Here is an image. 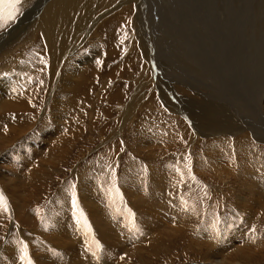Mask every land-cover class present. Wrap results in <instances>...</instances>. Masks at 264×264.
Instances as JSON below:
<instances>
[{
	"label": "rangeland",
	"instance_id": "374dc122",
	"mask_svg": "<svg viewBox=\"0 0 264 264\" xmlns=\"http://www.w3.org/2000/svg\"><path fill=\"white\" fill-rule=\"evenodd\" d=\"M72 1L22 0L0 27V79L16 76L21 87L16 108L0 111V135L14 132L0 140L8 205L0 259L24 264L26 244L33 264L40 253L61 264L88 250L82 264H103L84 211L90 196L103 225L119 233L121 246L111 242L119 263L264 264V0H79L54 17V43L46 42L43 6ZM82 1L86 13L75 22ZM198 117L210 118L202 125ZM19 147L37 151L9 163ZM166 186L177 210L160 219L166 232L156 237L140 228L138 213L150 189ZM63 208L74 218L61 232L67 242L54 229ZM143 230L144 241L132 239Z\"/></svg>",
	"mask_w": 264,
	"mask_h": 264
},
{
	"label": "bare ground",
	"instance_id": "6f19581e",
	"mask_svg": "<svg viewBox=\"0 0 264 264\" xmlns=\"http://www.w3.org/2000/svg\"><path fill=\"white\" fill-rule=\"evenodd\" d=\"M58 1V0H57ZM79 0H73L72 1V3H70V4H68V3H65V2H62V5H55V4H52V6H54V7H52V6H46V7H44L43 6V12H44V10H47L46 11V14H45V16L43 17V18H40L39 19V21L41 22V24H40V27L41 26H43V27H45V29L47 30V33L46 34H44L43 35V37H44V39H45V41L47 42V40H48V43H54L53 41L54 40H52V38H51V36H52V34L53 33H50L49 32V30L51 31L52 29H50L52 26H53V22H54V17H56V16H59V17H62V16H64V14H66L67 12H69V10H71L72 9V4L75 2H78ZM86 1H91V0H86ZM106 1V0H105ZM105 1H103V2H105ZM121 1V0H120ZM96 3V2H95ZM57 4V3H56ZM105 4V7L106 8H104L105 9V11H104V13H109V11H107L108 10V8H110V7H107L109 4H106V3H104ZM229 4V3H228ZM231 4V3H230ZM243 5V4H242ZM191 6V5H190ZM231 6H233V4H231ZM88 7V6H87ZM86 7V8H87ZM229 7V6H228ZM77 8V7H76ZM82 8H84L85 9V7H83V1H82V3H79V6H78V8L75 10L76 12H75V15L76 14H79L81 11H82ZM221 8V7H220ZM224 9V8H223ZM222 9V10H223ZM235 9V8H234ZM112 10V9H111ZM232 10V9H231ZM224 11V10H223ZM84 12V11H83ZM198 12V11H197ZM70 13V12H69ZM85 13H86V9H85ZM104 13L103 12H101L98 16L101 18V16H104ZM120 13V12H119ZM122 13V12H121ZM124 13V12H123ZM246 13V12H245ZM73 14V13H72ZM209 14V13H208ZM67 15V14H66ZM74 15V17H73V20L75 21V22H79V17L76 15L75 16ZM121 15V14H120ZM119 15V16H120ZM93 16V15H92ZM117 16V15H116ZM227 16V15H226ZM65 17H68V16H65ZM72 17V16H71ZM94 17V16H93ZM118 17V16H117ZM116 17V18H117ZM123 17V16H122ZM134 17V16H133ZM52 18V19H51ZM119 18V17H118ZM202 18H204V17H202ZM210 18V17H209ZM42 19V20H41ZM51 19V20H50ZM120 19V18H119ZM181 19V18H180ZM263 19V18H262ZM57 20V19H56ZM62 20L64 21V18H62ZM89 20V19H88ZM102 20V19H101ZM123 20H124V17L122 18V20H120V22H123ZM177 20V19H176ZM201 20V19H200ZM37 21V20H36ZM43 21H45V23L43 24ZM59 21V20H58ZM114 21H115V19H114ZM216 21V20H215ZM64 22H67V21H64ZM98 22V21H97ZM94 23V22H93ZM138 23V22H137ZM55 25V24H54ZM64 25V23L62 24V23H60L59 24V26H58V30H59V28H61L62 26ZM75 25V24H74ZM82 25V24H81ZM205 25V24H204ZM114 26V25H113ZM192 27V26H191ZM263 27V26H262ZM66 28H68V27H66ZM110 28H112V27H110ZM214 28V27H213ZM70 29V28H69ZM114 29V28H113ZM195 29V28H194ZM56 30V29H55ZM66 30V29H65ZM68 31V30H67ZM73 31V30H72ZM75 31V30H74ZM195 31V30H194ZM43 32V31H42ZM52 32V31H51ZM250 32V31H249ZM45 33V32H44ZM67 33V32H66ZM55 34V33H54ZM59 34H61V32L59 33ZM61 36V35H60ZM55 39H56V37H55ZM59 39V38H58ZM19 40V39H18ZM56 41V40H55ZM60 41V40H59ZM75 41V40H74ZM20 43V42H19ZM263 45V44H262ZM59 47V46H58ZM68 50V49H67ZM213 51V50H212ZM5 52V51H4ZM89 52V51H88ZM209 55V54H208ZM220 60V59H219ZM87 61V60H86ZM214 64V63H213ZM89 65V64H88ZM29 66V65H28ZM263 69V68H262ZM31 70V69H30ZM146 72V71H145ZM154 73V72H153ZM197 73V72H196ZM71 75V74H70ZM18 76V75H17ZM23 77V76H22ZM6 78H8V77H6ZM27 79V78H26ZM78 79V78H77ZM18 81H19V83H20V79L18 78V77H16L15 76V78H12V79H0V111L2 110V111H11V110H13V109H15L16 107H14V105H11V101H13L14 100V98H15V96H16V94H17V96H19V94H20V90H21V87L19 86V84H18ZM22 82V81H21ZM24 82V81H23ZM81 83V82H80ZM22 84V83H21ZM26 85V84H25ZM242 87V86H241ZM220 88V87H219ZM23 90V89H22ZM23 92H24V90H23ZM226 92V91H225ZM227 93V92H226ZM209 95V94H208ZM224 95V94H223ZM17 96H16V98H17ZM21 96V95H20ZM264 96V95H263ZM208 97V96H207ZM235 97V96H234ZM30 98V97H29ZM232 102H234V101H232ZM238 105V104H237ZM66 106V105H65ZM20 108V107H19ZM233 108V107H232ZM56 109V108H55ZM263 109H264V107H263ZM19 110V109H18ZM17 110V111H18ZM16 111V112H17ZM58 111V110H57ZM60 111V110H59ZM253 111V110H252ZM13 113L15 112V111H12ZM23 112H24V110H23ZM53 112V111H52ZM21 113V112H20ZM202 113V112H201ZM19 114V113H18ZM220 114V113H219ZM196 115V114H195ZM197 116V115H196ZM222 116V115H221ZM50 117V116H49ZM54 117V116H53ZM62 117V116H61ZM211 117V116H210ZM210 117H205V119L204 118H201V117H198L199 118V120H201V124L202 125H205V124H207V122L209 121V118ZM226 117V116H225ZM263 117V119H264V116H262ZM17 118V117H16ZM221 118H223V117H221ZM30 119V118H29ZM234 120V119H233ZM211 123H214V120H212V118H211ZM226 121V120H225ZM62 122V121H61ZM64 122V121H63ZM193 122V121H192ZM264 122V121H263ZM53 123V122H52ZM199 123V122H198ZM217 123H219V121L217 122ZM234 123V122H233ZM263 125H264V123H262ZM57 125V124H56ZM236 125V124H235ZM193 126H195V125H193ZM198 126V125H197ZM223 126V125H222ZM228 126V125H227ZM231 128L233 127V126H231V124L229 125ZM46 127V126H45ZM196 127V126H195ZM202 127V126H201ZM237 127V126H236ZM235 127V128H236ZM9 128V127H8ZM212 129H215V126H213L212 127ZM62 130V129H61ZM47 131V130H46ZM218 131V130H217ZM50 132V131H49ZM5 133V132H4ZM14 132H9L8 134H5V136H2V135H0L1 136V138H0V140L1 139H4V141H7L6 139H9L12 135L11 134H13ZM43 133V132H42ZM69 133V132H68ZM50 134V133H49ZM48 134L46 133V136H47ZM262 139H264V138H262ZM2 141V140H1ZM3 142V141H2ZM33 142V141H32ZM50 142V141H49ZM52 142V141H51ZM10 143V142H9ZM34 144H36V143H34ZM56 144V143H55ZM23 145V144H22ZM21 145V146H22ZM25 145V144H24ZM27 145V144H26ZM25 145V146H26ZM42 146V145H41ZM214 146V145H213ZM19 148H21V147H19ZM36 148H38V147H36ZM15 149V148H14ZM39 149V148H38ZM55 149V148H54ZM19 150H23L22 151V153H19L18 151V153H17V157L15 158H13V159H11L10 157L8 158V160H9V163H19V164H25L26 162H28V160H30V157L31 156H33V154H34V152H33V150H35V148H33V150H30V149H27V148H21V149H19ZM14 151V150H13ZM35 151H37V149L35 150ZM12 152V151H11ZM10 152V153H11ZM9 153V152H8ZM7 153V154H8ZM14 153V152H13ZM37 153V152H36ZM205 154V153H204ZM9 155V154H8ZM37 154H35V156H36ZM5 156V155H4ZM12 156V155H11ZM46 157V156H45ZM4 158V157H3ZM40 158V157H39ZM6 159V158H5ZM42 159V158H41ZM12 160V161H11ZM6 161V160H5ZM8 163V164H9ZM48 164V163H47ZM22 169V168H21ZM19 171V170H18ZM17 173V172H16ZM15 178V177H14ZM110 178V177H109ZM104 181V180H103ZM130 181V180H129ZM152 182V181H151ZM1 184V183H0ZM89 184V183H88ZM169 184V183H168ZM254 184V183H253ZM90 185V184H89ZM8 187V190H11L12 192H13V190L16 192V189L15 188H13V190H12V187L11 186H7ZM168 186H166V188H162V187H156V188H154V189H150V194H152V195H149V202H148V206H147V208H146V213L145 212H141V213H138L139 215V224L141 225H139L140 226V228L141 229H143V227H144V230H150V229H156V230H158V231H156V230H154V234H153V236L155 235L156 237H157V235L159 234V233H161V234H163L164 235V231L163 230H165V232H166V229H163L164 227H161V225L159 224V221H160V219L162 218L163 219V216H166L168 213H170L171 211H172V213L175 211L176 212V210H177V206H176V204L173 202L174 200H175V198H173V195H171V194H168V189L169 188H167ZM163 189V190H162ZM85 190V189H84ZM87 190H89V189H87ZM86 190V191H87ZM81 191V190H80ZM79 191V192H80ZM88 193V192H87ZM166 193V194H165ZM12 195H11V197L13 198V193H11ZM80 194V193H79ZM84 194L85 193H83L82 192V194H81V196L83 195L84 196ZM165 194V195H164ZM88 195H89V193H88ZM88 195H85V196H88ZM180 196V195H179ZM90 197V196H89ZM83 198L84 200H85V212H86V214H87V216H89L90 217V219L92 220V222H94L95 221V223H94V225H95V230H96V233H98V237H100V240H101V242H100V244L102 243V248L101 249H103L104 250V253H103V250H102V253H103V258H101V259H103V264H118L119 262V260L116 258V256H117V254L116 253H118L117 251H114L115 250V248L116 247H114V246H112L111 245V242L113 241V239H114V241H115V243H116V245H118L119 244V242H118V240H116V238H117V236L119 235V233H117V231H115V232H112V231H110L107 227H105L104 225V223L102 222V220L100 219V216L98 215L97 216V214L95 213V212H98V211H95L94 212V210H92L90 207H92V204L90 203V201L91 200H89L90 198ZM79 199H81L80 197H79ZM83 199H82V201H83ZM11 200V199H10ZM15 200V199H14ZM9 201V200H8ZM29 201V200H28ZM81 201V200H80ZM11 203V202H10ZM177 203V202H176ZM13 204V203H12ZM79 205V204H78ZM81 206L83 205V203L82 204H80ZM13 206V205H12ZM64 206V205H63ZM103 207H105V206H103ZM78 210H81V208L78 206ZM83 208V207H82ZM106 208V207H105ZM65 208H63V209H58L56 212H58L56 215V217L58 218V221H56V228L54 227V229H56V231L55 232H57V233H59V234H56V236H58V237H60V239L61 240H63V241H65L66 240V242H67V239L65 238V237H61V232H63L64 230H67L68 228H69V225H71L72 224V222H73V219L74 218H72L71 217V215H70V213L66 210V211H63ZM66 209H68V208H66ZM95 210H98V209H95ZM101 210V209H100ZM77 211V210H76ZM55 212V211H54ZM68 212V213H67ZM84 212V213H85ZM100 212V211H99ZM65 213L67 214V215H65ZM74 213H75V215H76V212L74 211ZM125 213V212H124ZM167 213V214H166ZM129 214V213H128ZM151 214H152V216H151ZM18 215V214H17ZM127 215V214H126ZM119 216V215H118ZM77 217V216H76ZM137 217V216H136ZM170 217V216H169ZM171 217H173V216H171ZM79 218V217H78ZM78 218H77V220H78ZM83 218V217H82ZM116 218V217H115ZM141 218V219H140ZM86 219H89V218H86ZM76 221V220H75ZM82 222V221H81ZM80 222V223H81ZM108 222V221H107ZM107 222H105V223H107ZM84 223H82V225H83ZM89 224V223H88ZM92 224V223H91ZM104 224V225H103ZM112 224V223H111ZM124 224H125V222H124ZM131 224V223H130ZM81 225V226H82ZM90 225V224H89ZM88 225V226H89ZM90 226H92V225H90ZM114 226V225H113ZM112 226V227H113ZM119 226H121V225H119ZM139 226H138V228H139ZM167 226V225H166ZM75 227V226H74ZM74 227H72V228H74ZM77 227H79V226H77ZM111 227V226H110ZM115 227V226H114ZM117 227V226H116ZM123 227V226H122ZM126 227H129V226H126ZM169 227V226H168ZM53 228V227H52ZM83 227H81L80 229H82ZM93 228V227H92ZM123 228H125V226L123 227ZM137 228V229H138ZM139 228V229H140ZM167 228V227H166ZM117 229H118V227H117ZM131 229V228H130ZM70 230V229H69ZM68 230V232H70ZM134 230V229H133ZM143 230V231H144ZM53 231V230H52ZM132 231V230H131ZM167 231H168V229H167ZM72 232V231H71ZM77 232V231H76ZM126 232V231H125ZM125 232H122V233H124L125 234ZM137 232V231H136ZM66 233V232H65ZM117 233V234H116ZM130 233V232H129ZM152 233V232H151ZM75 234V233H74ZM144 234H145V236L146 237H148L149 235H150V233H148V232H146V231H144V233H136V235L135 234H133V235H135L132 239H134V238H139V239H142V238H146V237H142V236H144ZM22 235V234H21ZM63 235V234H62ZM70 235V234H69ZM78 235V234H77ZM77 235H75V236H77ZM123 235V234H122ZM128 234L126 233V237L128 238V236H127ZM130 235H132V233L130 234ZM64 236H66V235H64ZM165 236V235H164ZM233 236H235L236 237V234L232 231V233L230 232V234H229V236H224L225 237V241H229V242H231L232 241V237ZM94 237H95V235H94ZM94 237H91V239L92 238H94ZM155 237V238H156ZM234 237V238H235ZM64 238H65V240H64ZM68 238V237H67ZM69 238H71V237H69ZM75 238V237H74ZM122 238H123V236H122ZM126 238V239H127ZM73 239V238H72ZM77 239V238H76ZM81 240H82V238H80ZM158 239V238H157ZM164 239V238H163ZM237 239V238H236ZM59 239H57V241H58ZM70 240V239H69ZM68 240V241H69ZM143 240V239H142ZM160 240V239H159ZM164 240H166V239H164ZM72 241V240H71ZM74 241H76L75 239H74ZM123 241V240H122ZM128 241V240H127ZM137 241V240H136ZM139 241V240H138ZM144 241V240H143ZM163 241V240H162ZM45 242V241H44ZM47 242V241H46ZM73 242V241H72ZM78 242V241H77ZM81 242V241H80ZM79 242V243H80ZM124 242V241H123ZM133 242H135V240H133ZM140 242V241H139ZM48 243V242H47ZM59 243V242H58ZM129 243V242H128ZM131 243V242H130ZM164 243V242H163ZM60 244V243H59ZM65 243L63 242L62 243V245H61V247L59 248V249H64L65 251L67 250L66 248H65V245H64ZM67 244V243H66ZM70 245L69 246H72L71 245V243H69ZM73 244V243H72ZM75 244V243H74ZM83 244V243H82ZM81 244V245H82ZM158 244V243H157ZM228 244V243H227ZM85 245H86V243H85ZM94 245V244H93ZM150 245H152V244H150ZM58 246H60V245H58ZM74 246H78V245H74ZM80 246V245H79ZM118 246H121L120 244L118 245ZM123 246V245H122ZM125 246V248H126V245H124ZM129 246V245H128ZM127 246V247H128ZM137 246V245H136ZM160 246V245H159ZM54 247H56V246H54ZM67 247V246H66ZM85 247V246H84ZM83 247V248H84ZM95 247V246H94ZM93 247V249L95 250V248ZM153 247H156V246H153ZM230 247V246H229ZM83 248H81V249H83ZM122 248V247H121ZM157 248V247H156ZM159 248V247H158ZM165 248V247H164ZM226 248V247H225ZM73 249H74V247H73ZM86 250H88L87 248H85ZM161 249V248H160ZM223 249V248H222ZM76 250H77V248H76ZM79 250V249H78ZM96 250H99L98 248L96 249ZM117 250H118V247H117ZM68 251V250H67ZM72 251V250H71ZM75 251V250H74ZM115 252V254H116V256H115V254H114V252ZM131 251V250H130ZM152 251H154V250H152ZM38 252V251H37ZM77 252V251H76ZM82 252H84V250L82 251ZM85 252H87V251H85ZM93 252V251H92ZM98 252V251H97ZM127 252V251H126ZM4 253V252H3ZM14 253V252H13ZM29 253V252H28ZM49 253V252H48ZM47 253V254H48ZM55 253V252H54ZM53 253V254H54ZM79 253H80V250H79ZM96 253V252H95ZM101 253V254H102ZM119 253H120V250H119ZM128 254H131V252L129 253V252H127ZM147 253V252H146ZM10 254H11V252H10ZM30 254V253H29ZM53 254H51V255H53ZM68 254H69V252H68ZM68 254H66V255H68ZM88 254H90L89 253V250H88ZM88 254H83V253H81L80 255L78 254H75V255H72V257H70L68 260L66 259V258H64V259H62V263L61 264H82V262L83 261H85L87 258H90L91 256H89L88 257ZM121 254V253H120ZM14 255H15V253H14ZM20 255H22L21 254V252H20ZM31 255V254H30ZM29 255V256H30ZM76 255H77V258H79L78 260H77V258H76ZM108 255H110L111 257H108ZM153 255H154V252H153ZM241 255V254H240ZM4 256V255H3ZM8 256V255H7ZM16 256V255H15ZM19 256V255H18ZM32 256H34V255H32ZM36 256V255H35ZM5 257H6V255H5ZM10 258L8 259L9 261L10 260H13L12 259V257L11 256H9ZM136 257L138 258L139 256H137L136 255ZM7 258V257H6ZM16 258H17V256H16ZM32 258V257H31ZM34 258H36V263L37 264H57L56 263V261H55V259H53V260H50L49 258H48V256L44 253V256H42V254L40 253L39 254V257L37 256V257H34ZM38 258V259H37ZM122 258V257H121ZM127 258H128V255H127ZM219 258V257H218ZM220 259V258H219ZM0 260H2V259H0ZM221 260V259H220ZM9 261H5V260H2V262L0 261V264H17V263H12V262H9ZM54 261V262H53ZM82 261V262H81ZM88 261H90L89 259H88ZM87 261V262H88ZM99 261V260H98ZM100 261H102V260H100ZM15 262V261H14ZM25 262V261H24ZM51 262H53V263H51ZM60 262H61V260H60ZM118 262V263H117ZM129 262V261H128ZM127 261H123V260H121V262L119 263V264H129ZM84 263V262H83ZM19 264V263H18ZM25 264V263H24ZM33 264V263H32ZM97 264H98V262H97ZM219 264V263H218Z\"/></svg>",
	"mask_w": 264,
	"mask_h": 264
},
{
	"label": "snow or ice",
	"instance_id": "6c2138e0",
	"mask_svg": "<svg viewBox=\"0 0 264 264\" xmlns=\"http://www.w3.org/2000/svg\"><path fill=\"white\" fill-rule=\"evenodd\" d=\"M22 0H0V27H3L5 24H7L9 21H12L16 18V14L19 12V5L21 4ZM99 63V61L97 62ZM74 206L78 207V204L75 199H73ZM8 205L6 199L3 197L2 194H0V211H7ZM81 216H83V213H81ZM85 226L88 228V232L91 233L90 226L87 225L86 219L84 220ZM23 244V242L21 241ZM96 247L99 248V242H95ZM23 255L22 259L25 260V264H32L31 259L28 257L27 254V245L24 244L23 248L21 249Z\"/></svg>",
	"mask_w": 264,
	"mask_h": 264
}]
</instances>
